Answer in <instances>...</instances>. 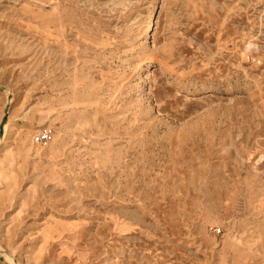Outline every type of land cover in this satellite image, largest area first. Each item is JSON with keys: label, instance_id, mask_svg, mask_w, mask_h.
<instances>
[{"label": "rangeland", "instance_id": "rangeland-1", "mask_svg": "<svg viewBox=\"0 0 264 264\" xmlns=\"http://www.w3.org/2000/svg\"><path fill=\"white\" fill-rule=\"evenodd\" d=\"M6 104L0 264H264V0H0Z\"/></svg>", "mask_w": 264, "mask_h": 264}, {"label": "built area", "instance_id": "built-area-1", "mask_svg": "<svg viewBox=\"0 0 264 264\" xmlns=\"http://www.w3.org/2000/svg\"><path fill=\"white\" fill-rule=\"evenodd\" d=\"M52 135V129L50 127H46L34 135L33 141L36 145L46 147L52 140Z\"/></svg>", "mask_w": 264, "mask_h": 264}, {"label": "water", "instance_id": "water-1", "mask_svg": "<svg viewBox=\"0 0 264 264\" xmlns=\"http://www.w3.org/2000/svg\"><path fill=\"white\" fill-rule=\"evenodd\" d=\"M8 108H9V107L6 108V110H5V115H4V117L2 118V121H1V123H0V136H3V134H4V125L6 124V122H7V120H8Z\"/></svg>", "mask_w": 264, "mask_h": 264}, {"label": "bare ground", "instance_id": "bare-ground-1", "mask_svg": "<svg viewBox=\"0 0 264 264\" xmlns=\"http://www.w3.org/2000/svg\"><path fill=\"white\" fill-rule=\"evenodd\" d=\"M7 107H9V108H8V119H9V109H10V105H9V104H6V106H5V110H6ZM5 110H4V115H5ZM4 115H3V117H4ZM3 117H2V118H3ZM6 123H7V122H6ZM6 127H7V125L5 124V125H4V133H5V129H6ZM3 136H4V134H3ZM3 136H0V141L2 140ZM0 148H1V144H0ZM4 253H5V252H4ZM6 254H7V253H6ZM10 254H11V253H10ZM11 257H12V256H11Z\"/></svg>", "mask_w": 264, "mask_h": 264}]
</instances>
